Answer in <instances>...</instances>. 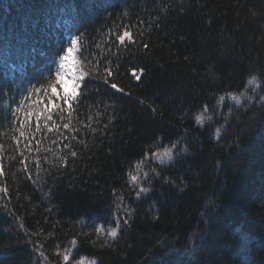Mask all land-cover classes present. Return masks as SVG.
Instances as JSON below:
<instances>
[{
  "label": "trees",
  "instance_id": "obj_1",
  "mask_svg": "<svg viewBox=\"0 0 264 264\" xmlns=\"http://www.w3.org/2000/svg\"><path fill=\"white\" fill-rule=\"evenodd\" d=\"M125 27L136 43H113ZM75 35L74 67L110 60L124 93L97 78L78 107L52 103ZM35 89L17 148L8 107ZM0 90V264H62L69 247L95 264H244L245 243L264 264V0H0ZM177 140L179 159H154Z\"/></svg>",
  "mask_w": 264,
  "mask_h": 264
},
{
  "label": "snow or ice",
  "instance_id": "obj_2",
  "mask_svg": "<svg viewBox=\"0 0 264 264\" xmlns=\"http://www.w3.org/2000/svg\"><path fill=\"white\" fill-rule=\"evenodd\" d=\"M116 42H118L119 45H125L126 42H130L131 44H135L136 40L134 39L133 31L127 27L123 28L122 32H120L119 34H117L114 37L113 43H116ZM77 44H80L81 46L83 45V40H82L81 35H75L68 42V47L66 48V50H64V54L62 56H60L59 70H57L55 73V78H56L57 84L63 82V78L67 74V72L65 71L66 66L67 67H73L69 63L73 59L72 54L74 52L79 51L81 56L84 55V52L86 51V49H83V47L78 49L76 47ZM143 47L147 48L148 45L144 44ZM116 50L119 51L118 48ZM110 65H111V61L105 59L103 61V66H101L100 61H97L94 70L85 71L82 66L79 68H75L73 70V74H72L71 78L74 81L75 89H79L80 91L79 92H77L75 90L73 92H67L66 91V92H64L63 95H60L57 91V84H53L52 85V93H53L52 103L55 104V101L59 100L61 103H60V105H58V107L63 108L66 106L69 110L73 109L74 104L78 107L81 103H83V101L86 98L84 89L87 87V84L90 81L97 79V78L102 79L103 82L106 85H108V87L115 90L116 92L124 93L125 92L124 87H121L116 82H112L119 75V71L117 69V71L114 75L113 67H111ZM89 67L91 68V65ZM144 72H145V69L140 68L138 70V72L134 70L132 72V75L137 81H139V80H141V76L143 75ZM39 91H40L39 89H35L34 91L30 90L28 92V95L21 97V99H19V100L13 98L11 101V104L8 107V113L10 116L9 124L12 126L13 138H14V141L16 143L17 148L20 147L21 140H23L26 145L31 143V139H32L31 134L29 136H26L25 135V129L29 124V118L32 117L34 114L32 112H29L26 109H24L22 107V105L26 101H33L34 100V92H39ZM0 94H2V90H0ZM220 99L223 100L224 97H221ZM232 99L238 100V102H239V98L236 96H233ZM45 101H47V97L45 98ZM12 104L16 105L15 109L12 108V106H11ZM43 107H44L45 111L51 113L52 108L49 107L47 102L44 103ZM205 110H207V108H205ZM36 115L39 116L40 114H36ZM51 120H52V116L47 115L45 117V124H47V122L51 121ZM202 120H203L202 116H198L196 118V122L198 124L202 123ZM63 128L68 129L69 124L68 123L63 124ZM36 130L37 131H48V132L53 131L52 128H46L44 130H41L38 123L36 124ZM56 130H59L58 126H57ZM53 143L55 144L56 141H53ZM179 146H180V141L177 140L175 143H172L170 147H168V148L164 149L162 152L156 153L154 155H155L156 159H158L160 161L161 164H164L166 161L173 160L174 157L176 159H179L180 158V152L186 151V149H180ZM28 150L31 151L30 148ZM21 155H23V153H21ZM72 155L75 156L76 153L72 152ZM139 167L140 166L138 164L137 169ZM25 168L27 170V166H25ZM144 175L147 176L146 173ZM129 176H130L131 182H133V184L138 189L134 193L137 198L141 197V195L144 193H148L149 189L142 186L140 176L133 175L131 173H129ZM5 191H6V189H5ZM127 222H128L127 219H124V223L126 224ZM115 223H116V227H113L111 229V231L109 232V235L112 238H116L118 235L117 228L120 227V220L117 219L115 221ZM21 227H23V225H21ZM96 231L101 232V231H103V229H96ZM70 244L76 245L77 241L75 239H73L70 242ZM39 248H43V245L41 244L39 246ZM39 248L37 249V251H39ZM39 255L41 257H44V253L42 251H39ZM57 255L61 258L62 264H84L83 260H74L71 247L61 248L60 251H58ZM242 255L245 256L244 264H252L251 260L247 258L248 249H247L246 243H245V247H244V250L242 252ZM93 264H95V262H93Z\"/></svg>",
  "mask_w": 264,
  "mask_h": 264
},
{
  "label": "rangeland",
  "instance_id": "obj_3",
  "mask_svg": "<svg viewBox=\"0 0 264 264\" xmlns=\"http://www.w3.org/2000/svg\"><path fill=\"white\" fill-rule=\"evenodd\" d=\"M70 65H72L73 67H67L66 66V69L65 71L67 72V74L64 76L63 78V82L60 83V85L62 86L64 92H73L74 90L77 91V89H75V84H74V81L73 79L71 78L72 77V74H73V70L75 69L74 68V61L73 59L69 62ZM59 70V68L57 69ZM233 97V96H232ZM232 97H230L231 101H238V100H234L232 99ZM240 99V98H239ZM162 152V151H161ZM159 153V152H158ZM154 159L159 161L158 159H156V157L154 156ZM84 261V264H93L92 261H86V260H83Z\"/></svg>",
  "mask_w": 264,
  "mask_h": 264
}]
</instances>
